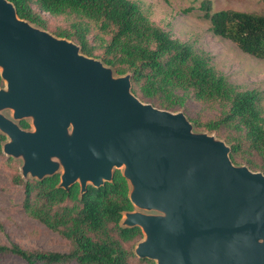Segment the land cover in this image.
<instances>
[{"label":"water","instance_id":"1","mask_svg":"<svg viewBox=\"0 0 264 264\" xmlns=\"http://www.w3.org/2000/svg\"><path fill=\"white\" fill-rule=\"evenodd\" d=\"M0 79L2 152L22 161L23 179L59 174L57 188L78 184L82 198L121 169L138 211L123 212L119 225L143 234L138 258L264 264V175L234 165L230 146L195 132L183 113L141 102L130 74L115 76L19 18L8 0H0Z\"/></svg>","mask_w":264,"mask_h":264},{"label":"trees","instance_id":"2","mask_svg":"<svg viewBox=\"0 0 264 264\" xmlns=\"http://www.w3.org/2000/svg\"><path fill=\"white\" fill-rule=\"evenodd\" d=\"M17 16L30 24L46 28L41 13L51 16L70 15L92 21L103 32L112 31L102 61L118 75L131 74L133 93L141 99H156L162 107L180 105L172 94L173 87H192L202 99L224 98L229 101L227 114L218 121L203 124L207 130H218L236 121L246 131L249 145L264 160V120L258 110L255 91L231 92L225 80L217 76L205 57L155 25L133 0H8ZM167 2L168 0H164ZM200 10L209 22L213 35L234 42L245 54L264 59V15L238 10L211 11L210 1ZM72 30H56L58 37L74 38L85 55L92 53L85 41L86 24H72ZM2 81L0 79V87ZM28 128L25 121L19 122ZM3 137L0 135V142ZM231 143L230 158L241 149ZM264 167V166H263ZM22 183V181L20 180ZM59 174L41 181L24 182L23 208L32 218L71 242L68 253L26 250L16 244L0 245V255L12 254L27 264H130L132 252L124 245L141 237L139 228H122V213L132 211L128 184L119 171L111 183L97 189L91 186L79 197V185L68 190L57 188ZM146 261V259H143ZM152 264V263H151Z\"/></svg>","mask_w":264,"mask_h":264},{"label":"rangeland","instance_id":"3","mask_svg":"<svg viewBox=\"0 0 264 264\" xmlns=\"http://www.w3.org/2000/svg\"><path fill=\"white\" fill-rule=\"evenodd\" d=\"M133 1H136L142 10L147 13L151 22L168 32L172 38L186 43L194 54L205 57L215 74L224 78L226 88L229 91H255L258 94V110L264 120V59L245 54L234 42L213 35L209 29V22L203 17V11L200 10L201 3L205 0ZM209 1L212 12L238 10L264 15V0ZM41 14L46 19L47 26L46 28H39L56 37H58L55 34L56 30L73 31L72 24H86L85 41L87 46L92 48V53L84 55L102 61L101 56H103L104 48L112 36V31L103 32L99 29V25L92 21L80 19L73 14L60 16H51L47 13ZM65 39L72 41L81 48L74 38ZM113 72L115 76H118L114 70ZM3 86L4 83L2 82L1 87ZM171 91L172 94L177 96L178 100H182V103L173 107H162L156 99H141L136 96L133 93L132 85V93L141 102L150 104L160 110L183 113L193 125L195 132L213 135L230 147L231 143H228L227 139L232 142H240L241 149L234 155L233 160L230 158L231 162L234 165L245 166L252 172H259L264 175V160L250 147L246 138V131L240 124L233 121L221 125L218 130L212 131L203 127V124L218 121L227 114L229 109L227 99L215 97L202 99L192 87L175 86L171 88ZM4 115L10 118L11 113L10 111H4ZM28 127L30 128V126ZM2 137L3 140L0 142V245L10 246L16 244L26 250L68 253L71 249L70 240L50 230L25 212L23 208L24 182L37 180L30 176L25 179L22 178L20 170L22 161L8 157L2 152V144L6 141V138ZM116 171L121 173V169ZM132 211L138 210L133 207ZM142 239L143 234L141 233L138 240L132 244L124 245L126 250L132 252L130 264H155V261L148 259L143 261L134 254L137 243ZM0 264L27 263L15 255L5 254L0 255ZM64 264L78 263L71 260Z\"/></svg>","mask_w":264,"mask_h":264}]
</instances>
